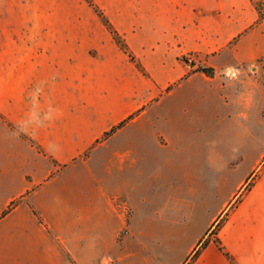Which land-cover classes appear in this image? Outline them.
I'll list each match as a JSON object with an SVG mask.
<instances>
[{
	"label": "crops",
	"instance_id": "1",
	"mask_svg": "<svg viewBox=\"0 0 264 264\" xmlns=\"http://www.w3.org/2000/svg\"><path fill=\"white\" fill-rule=\"evenodd\" d=\"M32 1L38 5L32 24L0 32V112L7 119L0 122V139L28 141L26 160L34 161L28 170L32 179L13 194L0 196V264H87V198L70 192L61 174L78 162L88 164L96 151L108 167L117 163L120 167L133 152L134 130L147 124L153 126L156 142L167 144L169 137L155 120L158 112L155 118L149 112L194 75L210 86L215 83L218 93L221 89L229 101L228 85L241 82L243 115L248 117L252 105L257 113L261 111L264 82L258 67L251 74L248 70L264 57V20L254 23L258 14L251 0L249 16L233 10L230 3L216 13L227 0H93L127 42L132 59L86 0ZM188 24L191 38H186ZM186 43L202 50L232 44V57L220 64L240 71L225 77L222 85L215 75H190L178 58ZM130 114L131 119L102 139L104 132ZM161 118L167 119L162 114ZM121 134L129 136L128 143H113ZM263 155L264 151L199 234L208 235L225 215L216 238L237 264H264V164L260 168L259 163ZM53 161L64 168L56 169ZM88 172L94 173L90 167ZM43 177L48 178L43 181ZM99 188L118 218L114 235L121 220L118 210L109 206L110 195L119 192H105L102 184ZM28 189L12 212L2 214L11 198ZM11 213H17L13 220ZM130 225L126 245L134 235L132 221ZM124 249L118 246L117 256L107 253L112 264L126 256ZM188 249L177 264H233L213 239L194 259ZM103 257L92 262L104 264Z\"/></svg>",
	"mask_w": 264,
	"mask_h": 264
},
{
	"label": "rangeland",
	"instance_id": "2",
	"mask_svg": "<svg viewBox=\"0 0 264 264\" xmlns=\"http://www.w3.org/2000/svg\"><path fill=\"white\" fill-rule=\"evenodd\" d=\"M36 3L32 0H0V32L32 24L33 10L38 7ZM225 3L226 6L230 3L235 11L239 9L244 16L251 15L253 11L249 0H227L218 5L216 13L222 11ZM191 34L192 26L188 24L186 38H191L188 37ZM232 50V44L202 50L186 43L179 50L178 58L185 63L190 75L202 72L196 70L197 66H213V75L222 85L225 77L240 71L234 66L220 64L232 57ZM257 67L264 82V57L248 72L253 73ZM174 83L169 88H173ZM241 89V82L230 83L229 101L221 89L218 93L215 83L210 86L208 81L194 75L185 80L174 95L149 112L154 118L158 112L155 120L168 135L167 144L157 143L152 133L153 126L147 124L134 130L133 152L120 167L118 163L108 167L107 160L96 151L88 164L78 162L61 174L62 182L70 192L87 198V264H94L92 259L98 262L103 255V263L112 264L113 258L107 253L117 256L118 246L125 248L122 253L126 256L114 264H177L187 248L191 254L201 248L204 240H216L225 215L206 232L208 235L199 234L264 151V108L257 113V106L252 105L247 109L248 117L243 115L246 108L240 96ZM161 114L167 119H162ZM5 121L6 117L0 112V122ZM128 138V135L121 134L113 143L123 145L128 143ZM7 153L13 156L7 157ZM29 153L28 141L0 139V196L11 195L32 179L28 170L34 161L33 158L26 160ZM259 163L262 168L264 155ZM52 164L56 169L64 168L59 162L53 161ZM89 167L93 174L88 172ZM252 180L247 186L252 184ZM98 183L103 185L105 192H119L110 195L109 206L118 210L121 220L114 235L118 218L107 207ZM28 192L29 189L11 198L2 212H12ZM33 210L40 217L39 212ZM28 214L25 212L24 216ZM16 215L11 213V219ZM101 219L105 220L102 224ZM131 221L134 235L126 245L124 239L130 233ZM197 236L200 237L195 240Z\"/></svg>",
	"mask_w": 264,
	"mask_h": 264
},
{
	"label": "trees",
	"instance_id": "3",
	"mask_svg": "<svg viewBox=\"0 0 264 264\" xmlns=\"http://www.w3.org/2000/svg\"><path fill=\"white\" fill-rule=\"evenodd\" d=\"M91 6L94 7V9L96 10V12L99 14V16L102 18L104 24L107 26V28L110 30V32L112 33V36L115 40V42L117 43V45L124 51L126 52L132 59L134 58L129 46L127 44V42L124 40V38L122 37V35L117 31V29L113 26V24L110 22V20L104 15L103 11L94 3L93 0H86ZM251 2L253 3L256 11H257V19L255 20L254 23H260L261 21L264 20V0H251ZM138 68L141 71H144L143 66L139 63L136 62ZM197 71H202L204 73H206L207 75L212 76L214 74V68L212 66H197L196 68ZM132 115L130 114L129 116H127L126 118L122 119L120 122H118L117 124L113 125L109 130H107L106 132H104L102 139L108 137L109 135H111L112 133H114L118 128H120L121 126H123L129 119H131ZM56 162V161H54ZM65 165V164H63ZM2 214H5V212H2ZM216 243L218 245V247L225 253V255L228 257V259L233 263V264H237L235 258L229 254L228 252H226L223 248V245L221 244L220 240L216 238ZM207 243V240H204L201 243V248L204 247ZM201 248H198L195 250V252L192 255V259H194L195 257L198 256Z\"/></svg>",
	"mask_w": 264,
	"mask_h": 264
}]
</instances>
